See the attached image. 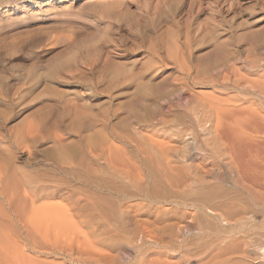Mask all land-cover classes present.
Instances as JSON below:
<instances>
[{
    "label": "rangeland",
    "instance_id": "1",
    "mask_svg": "<svg viewBox=\"0 0 264 264\" xmlns=\"http://www.w3.org/2000/svg\"><path fill=\"white\" fill-rule=\"evenodd\" d=\"M263 58L264 0H0V264L176 259L174 189L162 172L152 189L155 142L189 140L197 161V95L256 92ZM75 146L77 157L62 153ZM258 213L261 229L245 231L261 241ZM256 252L247 264H264Z\"/></svg>",
    "mask_w": 264,
    "mask_h": 264
},
{
    "label": "bare ground",
    "instance_id": "2",
    "mask_svg": "<svg viewBox=\"0 0 264 264\" xmlns=\"http://www.w3.org/2000/svg\"><path fill=\"white\" fill-rule=\"evenodd\" d=\"M262 64L264 66V63ZM262 82L263 86H259L258 83L259 90L257 88L256 92H251L252 87L251 90L248 88L245 90L241 84L240 93L243 95L208 98L197 95L199 104L192 105L195 106L194 109L196 108L193 112L197 119L196 125L204 131L202 154L197 161L191 160L193 149L189 140L182 148L178 145L168 146L165 142H157L158 144L155 142L153 159L159 169L151 168L152 174L156 176L152 189L159 195L162 189L159 176L161 172L168 176L169 184L174 189L172 197L175 207L172 210L176 218L170 224L171 227L167 225L166 228L172 232L170 238L174 243V252L178 254L176 259L172 260L167 256L169 250H166L157 257L149 258L143 264H193L192 257L198 256L200 252L203 253V257L197 260L198 264H247L246 260L256 259L253 257L255 255L249 254L250 250L257 251L259 254L256 256L264 259V240L257 241L252 237L249 239L251 234L248 233L250 226L255 227L252 220L254 213L261 212L264 217V80ZM220 85L222 88L226 86L224 83ZM188 132L189 129L178 127L173 134L177 141L183 142L185 136H190ZM62 153L75 158L81 153V149L76 146L64 148ZM55 154L54 157L58 159L60 153ZM60 159H63L62 154ZM222 163L227 164L231 171L236 170L239 177L237 185L240 180V186L247 195L245 192L241 193L242 196L236 195L235 190L233 193L234 187L225 185L226 176L223 173L225 169L221 170ZM215 170L220 174H214ZM113 205L109 204L110 209ZM255 206L260 210L256 211ZM182 207L185 208L184 211L181 210ZM115 211L116 209L110 210V213ZM187 217L191 218V224L184 223ZM222 220L233 226L230 225L231 228L223 226ZM238 225L244 232L241 230L239 233L242 235L235 236L234 226ZM256 227L261 229L262 226L256 224ZM256 227L252 231H256ZM246 228L248 232L245 231ZM161 229L163 231V228ZM242 236L245 237L244 240L239 238ZM103 258L115 259L109 254H101L96 260L101 261Z\"/></svg>",
    "mask_w": 264,
    "mask_h": 264
}]
</instances>
